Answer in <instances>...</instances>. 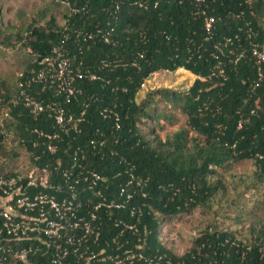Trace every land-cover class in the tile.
<instances>
[{"label":"trees","instance_id":"16d2710c","mask_svg":"<svg viewBox=\"0 0 264 264\" xmlns=\"http://www.w3.org/2000/svg\"><path fill=\"white\" fill-rule=\"evenodd\" d=\"M21 6L11 10L0 0V59L8 49L26 52L18 75L10 80L0 72V127L7 134L1 166L23 168L18 155L20 148L29 150V131L52 124L48 110L31 114L17 101L20 90L54 99L66 113L83 109L78 130L52 158L62 149L80 151L78 164L101 180L79 185L98 190L99 199L121 201V188L131 193L113 214L138 206L129 220L146 226L149 246L166 251L161 228L182 216L190 218L191 247L180 256L167 251L175 264H264V215L255 216L264 214V63L257 71L245 52L264 41V0H54L28 20ZM208 16L213 21L206 31ZM59 43L73 71L95 75L75 80L80 93L74 97H53L39 83L26 82L35 61ZM178 69L193 77L186 88L141 93L154 74ZM258 72L262 78L252 92ZM179 114L183 124L162 137L158 129ZM98 135L104 143L89 145ZM242 161L250 163V175L235 172L233 165ZM245 191L261 196L259 214L249 211L254 218L244 226L239 215L231 217L234 223L219 222L218 216L230 219L219 212L222 204L246 209L236 201Z\"/></svg>","mask_w":264,"mask_h":264},{"label":"built area","instance_id":"2783aa9c","mask_svg":"<svg viewBox=\"0 0 264 264\" xmlns=\"http://www.w3.org/2000/svg\"><path fill=\"white\" fill-rule=\"evenodd\" d=\"M212 21L211 16L204 19L206 31ZM84 35L90 37L89 33ZM245 52L259 71L264 63V41L250 44ZM245 52L240 51L236 59ZM69 62L64 46L59 43L48 55L35 61L36 70L26 82L39 83L42 89L50 90L53 97H74L80 93L75 80L83 75L92 80L95 75L73 71ZM261 78L258 72L249 85L250 91H254ZM17 101L31 114L48 110L52 124L44 130L32 128L29 131L33 137L29 150H24L23 168L2 167L0 161V264H175L167 251L180 256L183 250L190 249V239L177 248L168 227L161 228L159 237L166 251L149 246L146 226L129 220L134 213L139 214L138 206L131 205L121 214H113L122 203L130 202L131 193L124 194L123 188L118 193L124 195L123 198L116 201L99 199L98 190L79 185L101 180V177L78 164L82 155L77 149L71 154L62 149L59 156L52 158L67 135L78 130L83 109L77 115L66 113L54 99L42 101L24 90H20ZM6 137L0 127V146L6 143ZM96 141L99 146L104 143L99 135L90 138L88 143L95 145ZM41 155L48 159L41 161ZM66 157L69 158L67 166L59 168ZM91 195L98 200H91ZM109 219L112 221L105 223Z\"/></svg>","mask_w":264,"mask_h":264},{"label":"rangeland","instance_id":"374dc122","mask_svg":"<svg viewBox=\"0 0 264 264\" xmlns=\"http://www.w3.org/2000/svg\"><path fill=\"white\" fill-rule=\"evenodd\" d=\"M53 2L54 0H7V5L8 8L11 7V10H15L16 8H21L22 7L21 5L26 7V12H24V16L26 15V18L28 20L31 17H33V15H35V12L40 10L42 6H44L45 4L51 6V4L53 5ZM9 19H11L12 23H15L16 25L21 24L19 22H15V20L12 18ZM25 53L26 52L23 49L20 50L18 48L5 50V54L3 56L4 58L0 59V72H4L7 79L11 80L13 77L18 75L20 70V64L22 63ZM192 79H193L192 75L183 69H178L172 73L161 72L158 74H154L144 82V85L141 89V93H143L147 89H153L155 87H160V86L174 87L176 89H181L182 87L186 88L187 85L191 83ZM162 108L163 107H159L157 109L161 110ZM183 119H184L183 115L179 114L177 115L176 120L175 118L173 119L174 123L172 122V124H168V125H166V123H163L165 125L162 126V128L158 129L160 135L163 137L165 135V132H168L172 129L179 127L181 124H183ZM190 133L191 131H189V134ZM24 157H25L24 151L20 148L18 161H19V165L23 167L25 165ZM233 168L235 169V172L238 174L247 173L249 175H250V170L252 169L250 163H248L247 161H242L240 163H237L233 165ZM260 199L261 196L256 192H252L250 195L247 193V191L241 193V195L237 198L236 201L237 204L239 203L246 205L245 207L246 209L240 212L238 209L234 207V205H231L228 209V206L222 204L219 207L220 210L219 212L223 214L226 213L227 216L230 217V219L225 218V216H218L220 217L219 222L225 224L234 223L231 217L239 215L241 217V222H242L241 226L248 224L254 218L252 214H249V211L257 214H259L258 212H260V209L256 206L257 203H255L256 200L259 201ZM197 214L194 213L195 216H197ZM262 215L264 214L261 215L259 214L255 216L262 217ZM188 219L190 220V218H185L181 216V218L173 220L174 224L172 226H168V228L173 233L174 241H175V237L176 240L179 241V243H182L181 242L182 240L186 241V239H190L189 236L191 231L189 230V227L186 224L188 222ZM236 224L234 227L237 226ZM222 226L223 224H221V227ZM177 241H175V246L177 248H180L182 244H179Z\"/></svg>","mask_w":264,"mask_h":264}]
</instances>
